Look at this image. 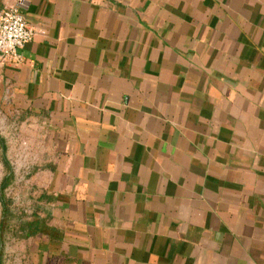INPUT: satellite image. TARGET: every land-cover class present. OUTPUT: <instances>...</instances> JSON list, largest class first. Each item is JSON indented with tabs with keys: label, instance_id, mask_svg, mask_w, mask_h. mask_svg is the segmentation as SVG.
Masks as SVG:
<instances>
[{
	"label": "crops",
	"instance_id": "crops-1",
	"mask_svg": "<svg viewBox=\"0 0 264 264\" xmlns=\"http://www.w3.org/2000/svg\"><path fill=\"white\" fill-rule=\"evenodd\" d=\"M12 6L34 36L0 58V100L52 149L37 254L264 264V0Z\"/></svg>",
	"mask_w": 264,
	"mask_h": 264
},
{
	"label": "rangeland",
	"instance_id": "rangeland-1",
	"mask_svg": "<svg viewBox=\"0 0 264 264\" xmlns=\"http://www.w3.org/2000/svg\"><path fill=\"white\" fill-rule=\"evenodd\" d=\"M0 100V138L6 148L12 180L5 189L11 200L10 211L1 218L0 259L2 264H60L54 258L43 257L42 248L47 245L48 222L46 185L48 184L47 162L52 150L46 129L40 122H32L30 116L20 120L14 104ZM36 121V120H35ZM5 169L0 160V180ZM38 222L41 231L28 234ZM49 223V224H48Z\"/></svg>",
	"mask_w": 264,
	"mask_h": 264
},
{
	"label": "built area",
	"instance_id": "built-area-1",
	"mask_svg": "<svg viewBox=\"0 0 264 264\" xmlns=\"http://www.w3.org/2000/svg\"><path fill=\"white\" fill-rule=\"evenodd\" d=\"M34 36V29L27 23L18 6L0 13V58L2 61L21 63L19 50Z\"/></svg>",
	"mask_w": 264,
	"mask_h": 264
},
{
	"label": "trees",
	"instance_id": "trees-1",
	"mask_svg": "<svg viewBox=\"0 0 264 264\" xmlns=\"http://www.w3.org/2000/svg\"><path fill=\"white\" fill-rule=\"evenodd\" d=\"M0 160L3 164V167L5 169V173L2 176L1 180H0V205H1V218L7 216V213L10 211V204H11V200L9 198H6L5 196V189L8 187V185L11 183L12 180V171H11V166L9 163V160L7 159L6 156V148L5 145L3 143V139L0 138ZM1 224H2V220L0 221V243H1ZM41 226H38V222L34 225V230H31L32 232H28V234H36L38 232H40ZM0 264L1 263V259H0Z\"/></svg>",
	"mask_w": 264,
	"mask_h": 264
}]
</instances>
